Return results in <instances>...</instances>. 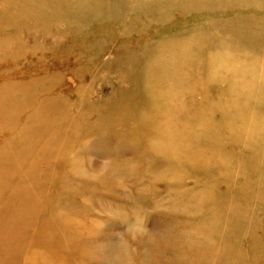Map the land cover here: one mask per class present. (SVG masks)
I'll return each mask as SVG.
<instances>
[{"label": "rangeland", "instance_id": "rangeland-1", "mask_svg": "<svg viewBox=\"0 0 264 264\" xmlns=\"http://www.w3.org/2000/svg\"><path fill=\"white\" fill-rule=\"evenodd\" d=\"M0 1V264H98L89 251L133 264L134 252L177 250L170 235L194 243L200 226L214 239L213 264L233 248L243 254L238 264H264V0H113L100 20L39 17L34 0L18 18L9 14L17 0ZM73 21H81L80 42ZM161 52L197 81L179 99L198 92L212 106L205 117L213 122L197 123L177 145L201 148L207 164L179 159L170 174V160L141 139L158 95L147 86L145 96L142 78L130 74ZM214 53L246 67L232 97L230 70L209 71ZM30 74H44L43 85L26 82ZM59 110L72 112L71 128ZM75 162L82 169L73 177Z\"/></svg>", "mask_w": 264, "mask_h": 264}, {"label": "bare ground", "instance_id": "bare-ground-1", "mask_svg": "<svg viewBox=\"0 0 264 264\" xmlns=\"http://www.w3.org/2000/svg\"><path fill=\"white\" fill-rule=\"evenodd\" d=\"M21 1L17 0L16 4L10 9L9 14H18V18L22 15L31 14V10H29V7L32 0ZM42 1L44 0H34V3H38L37 6H39V11L38 13H35V15L39 17H54L57 14H63L68 18L74 19L77 16H85L89 14V16L86 17L97 18L98 20H100V14L110 12L114 7L113 0H47L46 2ZM116 1L119 4L122 0ZM208 1H212L214 3L217 1L223 2L225 0H183V2H198L200 4H205ZM160 4H165V2L160 1ZM238 10L242 11V8H238ZM236 16L237 14H231L230 19L233 20ZM0 21H5V18L1 14ZM70 24L72 33L77 37L78 42L82 41L85 37L83 34V30L81 29V21H73V23L70 22ZM59 39L61 42L66 43V45L68 44V36H66L64 32H60ZM3 43L7 44L8 40H3ZM87 48L88 47L84 49ZM69 49L67 47L66 50L61 52H64L66 55H69ZM129 55L135 58L134 52H131V54ZM223 55L225 54L214 53L209 57V71L216 72V70H220L222 67H225L230 70L231 76L233 78L236 79L243 76L244 79L246 75V67H244L243 63L237 60L227 61L226 59L222 58ZM53 56L56 59H61V53L55 54ZM185 65H187V60ZM22 68L28 70L30 73L31 68ZM56 68L57 66H52L53 70ZM181 68H183V64L177 59H175L173 52H161L152 57V59H149L146 63L143 62L142 64H140V66L137 67L138 72L134 71L133 68L130 69V74H136L142 78L141 84L147 90L145 96H150L147 86L151 89L152 93H157L158 95V106L149 107L144 112V115H150L153 116V118L151 119V124L145 127V131L141 135V139L146 146H149V149L154 152L155 155L159 154L162 155V157H167V161L170 160V167H166V170L164 171L168 174L171 173L169 172V168L180 166L177 164L179 159L183 160V166H188L189 163L197 165L207 164V152H205L204 150L202 151L201 148L190 147L181 151V149L177 147V145H184L187 143V140L189 139L197 123H201L204 126H208L210 122H213L207 120V118L205 117L206 112L212 107L206 97L200 95L198 92H194L192 96H184V98H188V100L179 99V97L183 95L182 92L195 91V86L197 84V81L188 82L186 72L185 70H180ZM36 69L39 70V67H36ZM58 72L61 73L62 70L60 69ZM196 73H200V71H196ZM41 76H44V74H42ZM41 76L36 77L30 74L29 76L24 77V80L26 82H35L37 84L43 85L45 77ZM144 79L146 80V82L143 84ZM7 83L8 82L2 83V85L4 86ZM237 84L238 80L236 79L232 85L231 92L229 93L230 97L234 96L235 87L238 86ZM235 104L236 100L234 98V105ZM59 112L60 115L58 118L62 117L63 120L69 121L70 124L66 127L71 128V124L73 121L70 116L72 112L70 114L69 112L63 110H59ZM37 124L38 122L34 121L32 123V126H35ZM9 142L12 141H6L4 143V146L9 145ZM253 155L257 158V153H254ZM182 157H184V159ZM78 163L82 164V162L79 161ZM153 165L155 167H159V163H155ZM70 169L72 170V176L74 177L76 174H79L78 170H81L82 167L77 164V162H75L74 164H71ZM62 171H64V169ZM72 179L73 178L71 177L70 180ZM71 190L73 191L72 187ZM254 196L255 195L253 192L252 197L254 198ZM240 207L242 206H239L238 208ZM194 212H198V214L201 215L200 211L194 210ZM240 220L241 218H238V222ZM213 221L214 220L210 221L209 224L211 225ZM170 236L171 240L168 241V243L177 244V250L171 246H169V248L166 247L165 254L167 256L160 255L154 250H146V253L134 252L132 257L135 260L136 255V258L139 262L133 264H175L177 262H180L181 264L210 262L211 264H213L210 258L214 255L213 247L211 244L214 239H211L212 236L207 234L206 230L202 226H200L198 232V239H196L194 243H190L186 236ZM223 236L224 233L221 235H215V239H217L218 237L223 238ZM177 240H179V242H173ZM200 240L202 241L200 242ZM202 248H205L207 250L209 257H205ZM26 250L27 248L24 251ZM94 253L97 257L95 260H98V264H114V261L109 260L110 256L106 258L103 252L96 253L94 251H89L88 255L92 257ZM168 256H170L171 259L168 258L169 260L163 261V257ZM77 257L78 256H76V259ZM117 257L121 259L124 257V254H120V256L118 255ZM219 257L222 258V264H224V262L230 263L229 260H231V263L236 262V264H238L240 260H243V254L235 248H233L232 250H223V252L219 254ZM118 258L115 259L118 261ZM254 258L256 259L260 257L255 256ZM260 259L264 263V257H261Z\"/></svg>", "mask_w": 264, "mask_h": 264}]
</instances>
